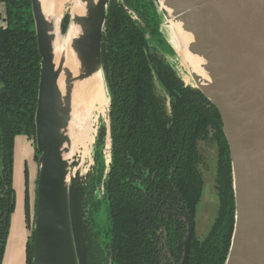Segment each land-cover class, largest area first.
<instances>
[{"label": "trees", "instance_id": "16d2710c", "mask_svg": "<svg viewBox=\"0 0 264 264\" xmlns=\"http://www.w3.org/2000/svg\"><path fill=\"white\" fill-rule=\"evenodd\" d=\"M150 1V2H149ZM6 25L0 27V264H3L10 220L15 211L14 153L16 139L35 140V114L41 60L31 0H0ZM141 18L158 33L155 0H148ZM150 5V7H149ZM103 36V64L111 95V156L106 165L107 126H102L94 149L95 167L87 180H72L71 207L80 264H102L96 243V223L102 205L108 210L113 264H160L164 230L178 261L186 223L181 216L193 212L203 192L198 170V143L213 139L218 146V221L201 244L191 247L189 264H225L235 225L234 187L229 146L220 115L203 94L185 86L177 72L148 51V31L133 22L128 10L138 11L139 0H111ZM68 17L64 30L68 26ZM157 29V30H156ZM160 83L170 108L155 88ZM107 117L109 98L106 90ZM95 139V140H94ZM36 151L35 158L39 160ZM26 175V224L31 230L26 264L33 263L35 213L31 215L28 167ZM104 186V199L98 188ZM97 192V196H95ZM96 197L98 198L96 201ZM98 201H101L99 204ZM94 205V211L87 207ZM89 209V208H88ZM95 221V222H94ZM95 225V226H93ZM95 230V231H94ZM161 231V232H162Z\"/></svg>", "mask_w": 264, "mask_h": 264}, {"label": "water", "instance_id": "95a60500", "mask_svg": "<svg viewBox=\"0 0 264 264\" xmlns=\"http://www.w3.org/2000/svg\"><path fill=\"white\" fill-rule=\"evenodd\" d=\"M111 0H31L41 60L36 149L39 153L34 264H80L71 207L75 85L102 75L111 104L102 48ZM46 3V4H45ZM159 28L177 48L197 56L189 84L217 109L227 138L234 187L235 225L225 264H264V0H155ZM46 7V8H45ZM68 26L64 30V22ZM179 30L191 41L179 38ZM70 38L75 71L56 58V39ZM172 68V67H171ZM174 70V69H173ZM175 71V70H174ZM64 80V87L61 80ZM6 96L5 90L0 100ZM109 107L107 152L111 149ZM97 132L95 135V139ZM94 139V140H95ZM96 140L92 145V157ZM110 155V154H109ZM194 225L189 222L181 264H189Z\"/></svg>", "mask_w": 264, "mask_h": 264}, {"label": "rangeland", "instance_id": "374dc122", "mask_svg": "<svg viewBox=\"0 0 264 264\" xmlns=\"http://www.w3.org/2000/svg\"><path fill=\"white\" fill-rule=\"evenodd\" d=\"M6 25V9L5 5L0 2V27ZM149 41V48L148 51L153 55L159 56L169 67H172L174 69L178 76L182 79L183 83L185 85L189 84V78L188 72L185 71L183 66L186 68V61L184 62L183 58L180 55L182 59V64L180 61L179 56L173 51L171 48V45L174 44V39L171 37L170 30L163 28L162 33L160 32V28H158V35L150 36L148 37ZM177 51V50H176ZM155 88H157V94L160 98L165 100L166 105L168 106V109L170 108L169 105V96L167 95L166 91L160 83L156 82ZM104 106L105 111L104 114H100V112H96L93 116V123L95 125L94 129V136L96 135V132L98 134L99 129L102 126L106 125V119H107V106H106V100L104 96ZM93 136V135H92ZM93 136V137H94ZM92 139V138H91ZM92 143L89 144V148L86 151H78L74 154H77L75 156V160L73 162V169H72V177L76 173L80 174L82 177L86 175V173L89 171L91 165L93 164V157H92ZM34 148V144H33ZM105 156L108 155L107 149H105ZM198 154H199V164H198V170L201 172L202 180H203V193L200 201L198 202V206L194 212V218L195 221V245L203 243L208 237L209 232L214 227L216 222L218 221V215L220 210V199H219V190L217 187V174H218V164H219V154H218V146L217 143L210 139L209 141L205 142H199L198 143ZM36 165H38V161L36 160ZM36 167V166H35ZM33 168L32 171L34 173L36 168ZM31 170V166H28V171ZM32 173V174H33ZM34 175L35 181L38 183V178L36 174ZM32 188L34 191L37 189V184H33ZM37 198V195H36ZM36 203V200H35ZM35 203L32 205L33 208V214L35 213ZM107 220V213L104 209L101 213L100 217V223L105 225ZM31 235V234H30Z\"/></svg>", "mask_w": 264, "mask_h": 264}, {"label": "bare ground", "instance_id": "6f19581e", "mask_svg": "<svg viewBox=\"0 0 264 264\" xmlns=\"http://www.w3.org/2000/svg\"><path fill=\"white\" fill-rule=\"evenodd\" d=\"M68 0H56L55 13L61 15L63 13V4ZM44 2V0H43ZM46 4V3H45ZM46 8V7H45ZM179 38H182L186 43L191 41V38L186 34H183L181 30L178 31ZM74 35L71 33L67 39H56L55 52L56 58L60 61L63 57L67 60V67L75 71V56L71 48L70 38ZM177 52L181 55L186 67L188 63L193 67L195 71L200 72L202 61L193 56L187 51V48L182 51L177 48ZM61 86L64 87V80H61ZM75 98H74V111L71 120L70 136L73 141V154L78 151H86L89 148V144L92 143V135L95 133V125L93 123V116L96 112L104 114V96L106 95L104 79L102 75H96L87 81L77 83L75 85Z\"/></svg>", "mask_w": 264, "mask_h": 264}, {"label": "crops", "instance_id": "0c3cea01", "mask_svg": "<svg viewBox=\"0 0 264 264\" xmlns=\"http://www.w3.org/2000/svg\"><path fill=\"white\" fill-rule=\"evenodd\" d=\"M15 153H14V189L17 194L15 211L12 214L10 220V231L7 239V246L4 254L3 264H26V251L28 245V239L31 236V230L26 224V208H25V198H26V175L25 167L31 166L29 169L30 182H29V192H30V208L31 215L33 216L32 205L35 203L37 191H34L32 185L37 181L34 179V175L38 178V165H36V160L34 158V148L33 143L26 137H18L16 139ZM35 167V171H32ZM33 173V174H32Z\"/></svg>", "mask_w": 264, "mask_h": 264}, {"label": "flooded vegetation", "instance_id": "af4514ba", "mask_svg": "<svg viewBox=\"0 0 264 264\" xmlns=\"http://www.w3.org/2000/svg\"><path fill=\"white\" fill-rule=\"evenodd\" d=\"M118 2H121L123 4V0H118ZM147 2H148V0H139L140 6L138 7V11H136V10L135 11L134 10H128V7H125V10L129 14V16L131 17L133 22H138L143 28H145L148 31V33H149L147 35V39H148V37H150V36L152 37L151 32H150L151 27H150V25H148L149 23L147 24L140 17L141 13H143L148 7ZM149 7H150V5H149ZM155 26H157L155 28H157V29L159 28L158 22L155 24ZM155 35H158V33L153 34V36H155ZM148 41H149V39H148ZM148 48H149V43H148ZM2 91H4V90H0V94L2 93ZM28 140H30L34 144V158H35L36 151H37V149H36V141L35 140L33 141L31 139H28ZM35 160H37V159L35 158ZM110 160H111V156L109 154L106 155V165H108L110 163ZM94 167H95V160H94V157H93V164L91 165V167H90L89 171L86 173V175L83 176L84 180H87V176L89 175V172H92ZM98 192L100 193L99 196H101V198L104 199V196H105L104 186H100V188H98ZM95 196H97V192H96ZM201 197H202V195H201ZM97 199L98 198L96 197V201H97ZM100 202L101 201H98L99 204H101ZM197 206H198V203H197V205L195 207V210H196ZM101 207H102L101 213H102V211L104 209L106 210L107 220L105 222L106 223L105 225L100 223V217H101V213H100V217H99L98 221L97 222L94 221L96 223V227L99 226V228H100L99 231H95L94 230L98 234V237L96 239V243L99 245V255H97L96 252L94 254H95V257L98 260H100L102 264H113L114 260H113V256H112L111 248H110L111 240L109 238V236H110L109 235L110 234V223H108V217H109L108 216V210H107L106 206L102 205ZM94 208H95V206L90 204V206L87 207V210H88V212L92 213L94 211ZM195 210H194V212H195ZM194 212H193V217L188 216V214L186 212L184 213V215L181 216V221L186 223V234L183 237L184 240H183L182 253H181L182 254V259H180V261L177 262L178 255L176 253H174V249L179 248L180 245L178 244V246L174 248L172 246L171 242H170V239L168 238V233L165 232L164 230L163 231L161 230L162 232L161 231L159 232V237L162 238V242L160 243V249H161L160 264H181V262L183 260V257H184L185 240L187 239L186 237H187L188 226H189V222L190 221H192V223L194 225V232H195V221L193 220ZM93 226H95V225H93ZM192 238H193L192 239V243H193V241L195 239L194 234H193ZM192 243H191V247H192ZM190 253H191V249H190ZM190 258H191V256H190ZM189 263H190V260H189Z\"/></svg>", "mask_w": 264, "mask_h": 264}]
</instances>
